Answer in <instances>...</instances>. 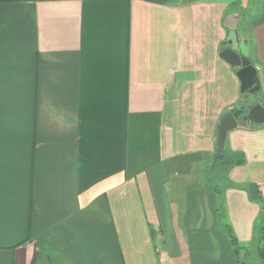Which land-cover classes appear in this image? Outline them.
I'll return each mask as SVG.
<instances>
[{"label":"crops","instance_id":"1","mask_svg":"<svg viewBox=\"0 0 264 264\" xmlns=\"http://www.w3.org/2000/svg\"><path fill=\"white\" fill-rule=\"evenodd\" d=\"M259 103L264 0H0V264H264Z\"/></svg>","mask_w":264,"mask_h":264},{"label":"water","instance_id":"2","mask_svg":"<svg viewBox=\"0 0 264 264\" xmlns=\"http://www.w3.org/2000/svg\"><path fill=\"white\" fill-rule=\"evenodd\" d=\"M220 58L236 69V77L240 82V93L248 96H256L260 91V80L256 68L251 62L239 55L231 48L223 49ZM264 123V105L256 104L248 108L247 114L237 119L231 112L226 113L219 121L217 133V149L222 151L224 148L228 132L237 127H246L248 124ZM251 200H259L258 188L256 185H249Z\"/></svg>","mask_w":264,"mask_h":264},{"label":"trees","instance_id":"3","mask_svg":"<svg viewBox=\"0 0 264 264\" xmlns=\"http://www.w3.org/2000/svg\"><path fill=\"white\" fill-rule=\"evenodd\" d=\"M224 48L222 47L221 50H223ZM245 94H241V98L245 99ZM242 108L240 109H232L230 112L236 117L238 118L239 115L242 113ZM215 159L218 160L219 162H221V165L223 166V168L225 170H229L230 168H232L235 165H239L242 163L241 160H237V161H232L230 160V158H226V152L224 150L222 151H217V154L215 156ZM230 241L231 244L235 247V254H237V243L236 240L234 239V237L230 236ZM259 257L261 259L264 260V238H263V245L261 246V248L259 249Z\"/></svg>","mask_w":264,"mask_h":264},{"label":"rangeland","instance_id":"4","mask_svg":"<svg viewBox=\"0 0 264 264\" xmlns=\"http://www.w3.org/2000/svg\"><path fill=\"white\" fill-rule=\"evenodd\" d=\"M260 92V91H259ZM251 97H245V99L246 100H248V99H250ZM210 169H211V172L209 173V175L207 176V183L209 184V185H212V187L213 188H215L216 187V185H219L220 183H219V181H216V179H217V174H220L221 172H222V169L220 168V166L219 165H213V166H208ZM202 174H203V172L202 171H200ZM205 173H206V170H205ZM178 180H182V179H178ZM195 180H198V179H195ZM183 181V180H182ZM186 182H182L181 184H185ZM178 186H179V188H180V184H177V187L175 188V193H174V195L172 196V200L173 201H175V202H177L178 203V199L175 197V195L177 194V191H180L179 189H178ZM178 189V190H177ZM179 205V204H178ZM225 233V235L226 236H228V238H229V235L228 234H230L229 232H224ZM257 250V249H256ZM255 249H250L249 251L251 252V254H252V256H256V251Z\"/></svg>","mask_w":264,"mask_h":264}]
</instances>
